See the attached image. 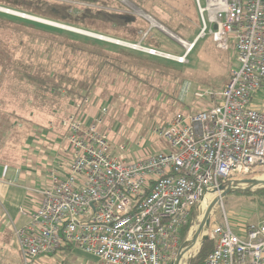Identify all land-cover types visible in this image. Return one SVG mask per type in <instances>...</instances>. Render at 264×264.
Segmentation results:
<instances>
[{"label":"built area","instance_id":"1","mask_svg":"<svg viewBox=\"0 0 264 264\" xmlns=\"http://www.w3.org/2000/svg\"><path fill=\"white\" fill-rule=\"evenodd\" d=\"M195 1L202 30L192 43L179 40L186 53L209 33L219 50L234 48L239 67L212 105L178 113L153 131L168 141L170 151L132 156L124 145L113 144L109 132L100 130L106 108L93 118L96 123L67 116L58 137L57 128L49 127L46 138L68 148H54L57 157L48 164L49 184L39 205L19 208L29 218L13 229L24 264L65 247L95 255L103 264H168L186 241L180 247L182 226L209 193H220L221 199L229 188L223 186L264 169V0H204L205 7ZM13 11L0 6L1 13L15 16ZM189 93L186 85L182 95ZM193 95L203 100L217 94ZM213 222L211 217L206 241L214 247L204 264H264V220L239 234L228 220Z\"/></svg>","mask_w":264,"mask_h":264},{"label":"rangeland","instance_id":"2","mask_svg":"<svg viewBox=\"0 0 264 264\" xmlns=\"http://www.w3.org/2000/svg\"><path fill=\"white\" fill-rule=\"evenodd\" d=\"M3 1L0 0V6L13 8V5ZM51 1L70 4L74 15H80L85 8L128 15L136 20L132 24L136 32L120 33L122 37L119 39L127 40L125 44H130L128 47L17 15L0 14L3 17L0 18L1 160L22 159L19 153H24L26 143L37 140L36 137L30 141L27 139L38 135L36 150L31 152L35 158H28L33 160V165L37 159L44 162V157L38 153L49 149L48 142H54L49 136V139L46 138V129L55 126L60 132L62 120L72 114H78L87 124L96 123L93 118L100 116L102 108H106L107 112L102 117L100 130L108 131L112 143L124 145L127 153L136 156L145 150L170 151L168 141L153 135V131L165 127L178 113L190 114L212 105L228 83L232 71L239 67L234 48L231 46L229 51L219 50L209 33L195 42L193 50L182 63L159 55L149 56L148 52L131 47L140 45L147 48L145 45L148 43V46L172 57L184 56L186 45L179 40L192 43L202 30L195 0H106L108 5L75 0ZM202 6H206L204 0ZM147 29L153 32L149 38L145 37ZM86 32L96 34L89 30ZM101 36L124 42L117 37ZM103 59L115 62L116 65H106L97 85L90 86L91 82L87 78L92 72L100 70L97 64ZM36 69H44L50 79L61 85V90L45 94L40 90L34 92L33 87L29 89L30 86L21 79L20 73ZM186 85L190 86V93L184 97L182 90ZM196 90H209L217 95L201 100L194 97ZM261 96L263 93L258 98ZM84 98L88 101L83 104ZM61 142L59 147L53 144L55 152L57 148L61 151L68 148L67 143ZM139 143L141 146H138ZM56 157L54 154L51 159ZM33 165L29 169L33 170ZM48 172V167L35 172L33 184L27 190L28 204L36 205L41 201L40 192L49 184ZM251 179L262 182L264 169L255 172ZM235 188L238 189L221 199L220 193H214L211 203L218 199L219 202L212 217L213 224H225L228 220L233 231L239 234L248 225L264 220V192L260 191L264 187L237 185ZM29 205L24 208L28 209ZM200 222L201 210H198L197 220L186 238L189 242L194 235L197 236L195 244L202 240L204 229L198 231ZM199 249L195 246L190 257L184 255L182 260L174 263L176 254L168 264H190Z\"/></svg>","mask_w":264,"mask_h":264},{"label":"trees","instance_id":"3","mask_svg":"<svg viewBox=\"0 0 264 264\" xmlns=\"http://www.w3.org/2000/svg\"><path fill=\"white\" fill-rule=\"evenodd\" d=\"M75 1L88 3V4L108 5V1H106V0H75ZM3 2H6V3L13 5V8H10V9H13V10H16L19 12H23V13H26L29 15L37 16V17H40L43 19L51 20L54 22H58L61 24L69 25L72 27H79L80 29L83 28V30L86 29V31L89 30L90 32H94V33L100 34V35L113 36V37H117L119 39L122 37V35H120V33H123L124 31L125 32H132V33L136 32L132 28V24L136 20L133 17H130V16L124 15V14H120V13H116V12H107V11H102V10L93 11L92 8H85L80 15H74L71 12V5L70 4H65V3H61V2H52L51 0H10V1L5 0ZM195 4H196V1H195ZM7 8H9V7H7ZM0 14H2V13H0ZM2 15H5V13ZM6 15H8V14H6ZM1 19H3V17ZM108 29H110V31H108ZM137 33H139V31H137ZM152 33L153 32L151 30L147 29V31L145 32V37L146 38L151 37V35H153ZM119 40L128 43L127 40H124V39H119ZM129 42L132 44H137V42H135V43H133L131 41H129ZM148 45L149 44L147 43L145 45V47L159 51L157 48H154V47L148 46ZM190 53H191V51H190ZM148 55L150 56L152 54H148ZM152 56H154V55H152ZM97 65L100 66V70L92 72L89 75V78H87L91 82L90 86L97 85V82L101 77L100 75L102 73V70L106 65H110V66L115 67L116 63L103 59L102 61H98ZM20 74L22 76L21 79L22 80L24 79L27 82V84L30 86L29 89H32V87L34 88V92L40 90L45 94L48 92L53 94L54 92H57V90H61V85L58 82H54L52 79H50L49 74L46 71H44V69H36L33 72L24 71V72H21ZM230 78H231V76H230ZM42 129L40 130V132L43 131ZM46 130H48V129H46ZM59 135H60L59 130H56V136L58 137ZM33 137L34 138L36 137L35 139H37V140H34L33 142L31 140V143L27 142L26 143V149H25L24 153H19L20 155H22V157H23L22 159H19V157L16 159H5L4 158L2 160L0 159V162H4L5 164H9L13 167L23 165V166H27V168H29L30 165H33L32 164L33 160H30V158H28V156L33 155L32 153H34L36 150L35 143H36V141L39 142L38 135L37 136L32 135L30 138L27 139V141H30L29 139H31ZM42 143H43V141H42ZM45 146H47V145H44V147ZM48 146H49L48 150L45 151L43 149L38 153L40 156H42V158L44 157V159H45L44 162H40V160L37 159L34 162V165H33L34 167L31 166L32 169H34V170L41 169L42 170V169L48 167L47 164H48V162L51 161V157L54 155L53 154L54 153V145L51 144L50 142H48ZM38 154H36V155H38ZM32 157L35 158V156H32ZM260 191L264 192V188H262ZM197 215H198V209L195 207L193 209L190 217L188 218L187 222L181 228V231H180L181 243H184V241L186 240L190 229L192 228L194 222L197 220ZM213 247H214L213 241H205L204 244L202 245V247L200 248L199 252L197 253V255L192 259L190 264H204L208 255L211 253Z\"/></svg>","mask_w":264,"mask_h":264},{"label":"crops","instance_id":"4","mask_svg":"<svg viewBox=\"0 0 264 264\" xmlns=\"http://www.w3.org/2000/svg\"><path fill=\"white\" fill-rule=\"evenodd\" d=\"M37 171L23 165L13 167L0 162V264H24L15 243L13 229L29 221L28 217L20 214L19 208L30 204L27 203V190L28 186L33 184L32 178ZM39 203L40 201L36 205L30 204L27 210L32 211ZM30 263L103 264L97 256L77 247H65L54 255L37 257Z\"/></svg>","mask_w":264,"mask_h":264},{"label":"bare ground","instance_id":"5","mask_svg":"<svg viewBox=\"0 0 264 264\" xmlns=\"http://www.w3.org/2000/svg\"><path fill=\"white\" fill-rule=\"evenodd\" d=\"M13 15H17V16H20V17H24V18H27V19H30V20H34V21H38V22H41V23H45V24H49V25H52V26H57V27H60V28H63V29H66V30H70V31H75V32H78V33H82V34H85V35H88V36H91V37H95V38H99L98 36H101V35H97V34H93V33H89V32H86V31H83V30H79V29H75V28H72V27H69V26H65V25H62V24H59V23H56V22H52V21H49V20H44V19H41V18H37V17H34V16H30V15H27V14H23V13H18V12H11ZM101 39V38H99ZM102 39H107V40H110L112 41L111 39H108V38H105V37H102ZM118 43H122V44H125V42H120V41H117ZM121 44V45H122ZM192 45V44H191ZM130 46V44L128 45ZM131 47H134L136 49H143L144 47L140 46V45H133ZM148 50H150L149 48H147ZM147 50V51H148ZM158 51L155 50V54L157 53ZM169 58H176L177 60H179V58H182L181 61H184L183 57H172L169 55ZM264 181V180H263ZM262 181V182H263ZM255 187V185H254ZM214 196L215 194L214 193H209L205 200L203 201L202 205H201V222L205 221V210H206V207L208 206V204H210L213 199H214ZM209 235V226L205 227L204 228V236L202 238V240L199 242V243H196L195 246H197V248H200L202 242L207 238V236ZM189 246V245H188ZM188 246L186 247V250L188 248ZM195 246L193 247V249L195 248ZM193 249L191 250H188L185 254V257H190V254L191 252L193 251ZM182 260V259H181Z\"/></svg>","mask_w":264,"mask_h":264},{"label":"water","instance_id":"6","mask_svg":"<svg viewBox=\"0 0 264 264\" xmlns=\"http://www.w3.org/2000/svg\"><path fill=\"white\" fill-rule=\"evenodd\" d=\"M99 38H101L102 39V36H98ZM109 39V38H108ZM112 40V39H111ZM112 42L114 43V42H117V41H115V40H112ZM118 43V42H117ZM122 44V43H121ZM123 46H128V44H122ZM129 47V46H128ZM140 50H142V51H146L147 52V48H143V49H140ZM156 55H159V56H163V57H167V58H169V55L168 54H166V53H162V52H157L156 53ZM187 55H188V53H186L185 55H184V57H187ZM172 59H175L176 60V58H172ZM233 184H240V185H246V186H249V187H254V185L255 186H259V187H264V181L263 182H259L258 180H254V179H247V180H243V181H237V182H229L228 184H227V186H223L222 187V189H224V188H226V187H229L228 189H224V194H223V197L227 194V193H229V192H231V191H233L234 189H238V188H232L233 186ZM219 201V199L217 200V202ZM217 202H215V203H210L209 205H208V207H207V210H206V218H205V221H203V222H200V225H199V227H198V231H202L205 227H207V226H210V224H211V217H212V213H213V209H214V206H215V204L217 203ZM196 239H197V236L196 235H194L193 237H192V239L190 240V242H189V240L187 239L186 241H185V243H184V246H183V249L179 252V254H178V256L176 257V259H175V261H174V263H177L185 254H186V252L189 250V249H191L192 247H193V245L195 244V241H196ZM205 242V241H204ZM203 242V243H204ZM189 243V246H188V248H187V250H186V246H187V244ZM202 243V244H203ZM201 247H202V245H201ZM200 247V248H201ZM200 250V249H199ZM190 261H191V259H190Z\"/></svg>","mask_w":264,"mask_h":264}]
</instances>
